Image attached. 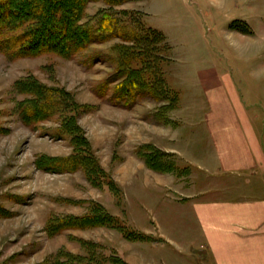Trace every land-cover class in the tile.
Returning a JSON list of instances; mask_svg holds the SVG:
<instances>
[{
  "label": "rangeland",
  "instance_id": "obj_1",
  "mask_svg": "<svg viewBox=\"0 0 264 264\" xmlns=\"http://www.w3.org/2000/svg\"><path fill=\"white\" fill-rule=\"evenodd\" d=\"M106 10L127 11L125 23L164 34L147 61L158 70L154 76L162 77L159 85L167 84L176 95L175 108L169 110L151 95L122 104L115 97V83L104 85L121 67L118 45H132L118 37L92 44L72 58L46 53L10 59L0 52V264H65L68 253L91 256V264H115L110 260L113 252L124 259L126 253L146 264H163L140 255L151 251L162 256L166 246L155 224L163 228L168 202L166 193L151 184L159 174L139 162L144 161L139 147L153 142L172 146L167 137L177 130L186 136L209 129L210 113L225 111L216 98L238 97L248 111L264 114V0H126L113 7L105 0H91L82 22L91 23ZM139 58L132 64L140 65ZM30 75L69 93L57 114L28 125L19 103L34 95L20 93L15 85ZM66 117L82 127L78 132L88 136L109 175L128 183L125 193H114L107 186L108 176L99 187L83 168L57 172L36 165L39 155L64 157L74 152L72 136L64 130ZM253 122L264 132V120ZM172 153L179 167L169 174L177 183L205 181ZM262 178L249 176L254 191L261 190ZM95 201L149 237L130 240L116 228H79L66 222L90 212ZM86 240L100 247L90 249ZM133 242L141 248L131 250Z\"/></svg>",
  "mask_w": 264,
  "mask_h": 264
},
{
  "label": "trees",
  "instance_id": "obj_2",
  "mask_svg": "<svg viewBox=\"0 0 264 264\" xmlns=\"http://www.w3.org/2000/svg\"><path fill=\"white\" fill-rule=\"evenodd\" d=\"M89 1L91 0H0V52L10 59L46 53L72 58L92 44L118 37L125 42H132V45H118L121 67L111 78L105 79L104 85L111 86L115 83V97L123 104L151 95L157 100L164 101V106L173 110L175 105L173 106L172 102L176 99V95L170 92L167 84L162 82L163 85H159L157 80H161L162 77L157 79L154 76L158 70L147 61V55L151 53L156 40L158 38H162V42L165 40L164 34L153 27L144 28L140 23L139 27L125 23L122 16H127V11H102L91 23H83L82 19ZM105 1L113 7L126 0ZM243 25L247 26L245 23ZM245 28L248 31L250 29ZM139 57H142L140 65H133V61L140 59ZM15 89L20 93L34 95L26 102L19 103L22 120L28 125L57 114L65 104L63 96L67 97L69 93L64 92L62 88L46 86L32 75L19 79ZM63 125L66 133L72 136L74 152L64 157L39 155L35 161L36 165L47 171L57 172L77 171L83 168L92 182L99 187L105 185L106 182L102 181L108 176L107 186H110L114 193L122 194L121 186L101 165L88 136L86 134L82 136L78 132L82 127L75 123L73 117H66ZM138 154L149 168L161 173L175 172L179 167L177 159L176 162L173 161L172 152L163 150L153 143L140 146ZM94 206L87 214L74 215L75 217L68 218L66 222L79 228L97 226L116 228L130 240L149 237L126 224L101 203L95 201ZM50 231H53V228ZM86 243L90 249L91 246L100 247V244L94 241L86 240ZM68 254L65 255L68 260L65 264H91L94 261L91 256ZM102 259L106 258L102 257ZM110 260L115 264H130L116 252L112 253Z\"/></svg>",
  "mask_w": 264,
  "mask_h": 264
},
{
  "label": "crops",
  "instance_id": "obj_3",
  "mask_svg": "<svg viewBox=\"0 0 264 264\" xmlns=\"http://www.w3.org/2000/svg\"><path fill=\"white\" fill-rule=\"evenodd\" d=\"M216 100L224 104L225 111L219 109L208 115L212 120L209 129L186 136L177 130L174 137H167L174 143L172 146L153 142L190 163L196 173L205 177L203 186L193 180L189 186L177 183L171 174L156 172L139 161L144 168L159 174L151 184L166 193L168 202L163 228L155 224L162 232L166 248L161 257L141 251L140 255L149 262L264 264V178L258 184L261 189L258 191L253 190L249 181L252 175L264 177V132L253 122L257 120L260 124L264 114L248 111L238 97L233 101L228 97ZM115 180L125 193L128 183ZM133 244L136 245L131 250L141 248L137 242ZM124 257L131 264H146L138 257L129 258L126 253Z\"/></svg>",
  "mask_w": 264,
  "mask_h": 264
},
{
  "label": "bare ground",
  "instance_id": "obj_4",
  "mask_svg": "<svg viewBox=\"0 0 264 264\" xmlns=\"http://www.w3.org/2000/svg\"><path fill=\"white\" fill-rule=\"evenodd\" d=\"M122 96H123V95H122ZM119 97H120V96H119ZM122 104H123V103H122ZM49 162H50V161H49ZM49 162H48V163H49ZM46 163H47V162H46ZM53 170H54V169H53ZM57 170H58V169H57ZM95 244H96V243H95Z\"/></svg>",
  "mask_w": 264,
  "mask_h": 264
}]
</instances>
